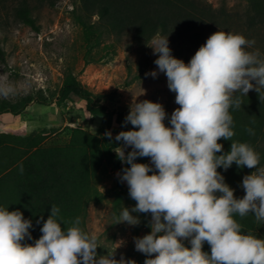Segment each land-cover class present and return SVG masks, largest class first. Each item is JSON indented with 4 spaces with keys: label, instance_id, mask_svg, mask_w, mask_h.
<instances>
[{
    "label": "clouds",
    "instance_id": "obj_1",
    "mask_svg": "<svg viewBox=\"0 0 264 264\" xmlns=\"http://www.w3.org/2000/svg\"><path fill=\"white\" fill-rule=\"evenodd\" d=\"M254 44L241 34L219 30L185 64L171 54L168 36L157 34L152 39L149 47L158 55L154 61L158 71L145 76L164 73L179 107L171 114L169 127L162 104L132 103L124 124L133 129L115 136L116 142H123L115 151L118 159L130 165L117 176L136 201L131 209L123 207L118 216L114 214L115 224L137 226L140 217L132 213L151 215L150 233L134 238L135 250L147 257L144 264H264V238L243 232L234 218L252 214L264 223L260 156L250 144L232 139L230 114V109L242 106L236 93L247 96L255 90L264 100V55L258 49L246 50ZM13 91L0 84V95L8 97ZM246 131L255 135L252 128ZM105 135L111 140L110 131ZM221 139L232 141L231 150L217 155L223 151ZM127 147L132 150L125 154ZM137 157H149L151 164L137 163ZM234 163L255 169L243 177L242 198L235 197V190L217 171L221 167L227 171ZM65 224L71 226L62 227ZM80 225L81 217L65 221L52 205L42 235L27 244L32 221L19 210L0 207V264H136L123 255L116 259L115 251L98 256V238ZM205 242L210 253L203 250Z\"/></svg>",
    "mask_w": 264,
    "mask_h": 264
},
{
    "label": "trees",
    "instance_id": "obj_2",
    "mask_svg": "<svg viewBox=\"0 0 264 264\" xmlns=\"http://www.w3.org/2000/svg\"><path fill=\"white\" fill-rule=\"evenodd\" d=\"M59 1L0 0V13L10 11L18 22L38 32L40 28L33 16L34 10L44 5L54 7ZM246 1L250 26L264 23V0ZM72 14L82 29L89 52L100 47L106 39L115 37L120 42L124 36H131L134 43L145 50L152 39L160 34L168 36V40L181 44L191 52V55H186L180 50H171V54L184 63H189L210 35L219 31L228 20L224 13L218 14L209 5L196 0H78ZM107 47L110 51L115 48L114 44ZM156 59L158 55L153 61L149 57L143 58L137 78L144 77ZM4 60L5 52L0 44V61ZM261 91L264 92V89ZM234 95L241 96L242 106L238 110L230 109L235 133L232 139L250 144L260 156L258 169H262L264 100L259 99L255 90H250L247 96L240 93ZM73 98L85 101L86 111L91 116L102 118L105 131L111 128L115 117L120 132L133 129L130 123L124 124L127 115L122 111L109 110L102 104V96L92 93L69 70L64 76L57 104L60 106ZM34 101L47 105V98L42 96L35 98L25 95L17 100L2 98L0 118L3 114L21 115ZM248 128L254 129L255 135H250L246 131ZM71 131L69 142L60 146H44V136L39 134L26 137L0 134V207L8 208L9 211L19 210L25 219L32 221L33 227L29 229L32 239H26L24 243L34 244L40 238V229L48 219L52 205L60 209V217L65 221L81 217L80 227L87 232L88 207L91 203H100L104 198L94 184L100 168L104 163L113 165L119 172L130 167L128 164L124 165L115 152L122 141L116 142L112 137L110 140L103 131L98 135L79 127ZM218 142L223 145V151L217 155L231 150L232 141L221 139ZM147 160L150 158L137 157L136 162L145 163ZM21 164L23 174L20 173ZM217 171L224 176L225 183L235 190V197L242 198L245 195L241 191L243 177L255 169L246 166L239 168L234 163L227 171L223 167ZM121 183L118 180V184ZM122 195H117L115 206L120 203ZM143 215L147 219L151 217L150 214ZM234 218L242 225L243 232L264 238V223L257 222L252 214L244 218L236 215ZM38 220L40 223H37ZM68 226L71 225H62L64 228ZM203 250L210 253L207 242L204 243ZM145 259L138 264H144Z\"/></svg>",
    "mask_w": 264,
    "mask_h": 264
},
{
    "label": "rangeland",
    "instance_id": "obj_3",
    "mask_svg": "<svg viewBox=\"0 0 264 264\" xmlns=\"http://www.w3.org/2000/svg\"><path fill=\"white\" fill-rule=\"evenodd\" d=\"M196 1L209 5L218 14L224 13L228 20L219 28L220 31L241 34L248 40H254L255 44L246 50L258 49L264 55V23L250 26L246 0ZM76 5L78 0H60L54 7L44 5L35 9L33 16L40 28L38 32L18 22L10 11L0 13V44L5 52V60L0 61V84H7L14 90L8 97L0 95V99L17 100L25 95L47 98V105L34 101L21 115L3 114L0 134L23 137L39 134L44 136V146L67 144L71 130L78 127L94 135L110 131L111 137L115 138L120 132L116 117L111 128L105 131L102 118L91 116L86 111L85 101L73 98L60 106L57 104L64 76L69 70L92 93L101 95L102 104L109 110L128 115L130 105L135 102L149 100L162 104L166 112L164 123L170 127L171 114L179 105L175 103L176 94L167 86L166 75L158 72L156 78L150 75L137 78L143 58L149 57L153 61L157 56L149 47L152 41L145 50H141L131 36H124L120 42L111 37L89 52L82 29L73 18ZM112 44L115 48L110 51L107 46ZM169 48L191 55L187 48L170 40ZM153 70L158 71L155 64L146 73ZM131 150V147L125 148V154ZM144 164H151V160ZM117 173L119 171L108 163L100 168L94 184L104 198L98 204L89 205L86 229L87 233L98 238V256L115 251L116 259L123 255L125 259L138 264L145 259V254L135 250L134 238L150 233L148 222L151 217L147 219L143 213H132L140 217L139 225L115 224V216L120 214L123 207L131 209L136 205V201L129 196L127 183L118 184ZM241 191L246 194L242 187ZM120 193L123 194L122 199L115 206ZM184 243L190 246L188 241Z\"/></svg>",
    "mask_w": 264,
    "mask_h": 264
}]
</instances>
